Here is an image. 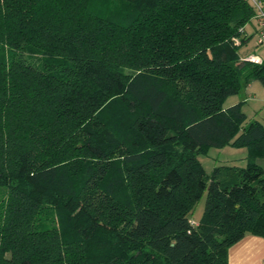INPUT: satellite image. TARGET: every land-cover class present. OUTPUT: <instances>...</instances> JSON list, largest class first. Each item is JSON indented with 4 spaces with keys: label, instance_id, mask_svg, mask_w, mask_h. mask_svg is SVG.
Wrapping results in <instances>:
<instances>
[{
    "label": "trees",
    "instance_id": "trees-1",
    "mask_svg": "<svg viewBox=\"0 0 264 264\" xmlns=\"http://www.w3.org/2000/svg\"><path fill=\"white\" fill-rule=\"evenodd\" d=\"M251 0H0V264H227L264 238ZM245 148L207 173L197 155ZM205 194L201 215L192 221Z\"/></svg>",
    "mask_w": 264,
    "mask_h": 264
},
{
    "label": "crops",
    "instance_id": "crops-1",
    "mask_svg": "<svg viewBox=\"0 0 264 264\" xmlns=\"http://www.w3.org/2000/svg\"><path fill=\"white\" fill-rule=\"evenodd\" d=\"M248 54L258 56V54L255 53H247L246 55ZM241 56H245V54ZM241 100L243 101L242 111L246 114L247 118L258 120L264 125V87L262 85L259 87L257 81H252L243 91L242 98L239 99L237 97L236 102ZM248 102H250L248 106L250 112H247L245 108ZM240 150L241 154L243 151L246 152L245 148ZM244 157L245 156H241L240 160H243L245 163ZM231 160H235V158H231ZM257 163L264 170V156L257 158ZM227 264H264V238L252 234L243 236L239 241L228 248Z\"/></svg>",
    "mask_w": 264,
    "mask_h": 264
},
{
    "label": "rangeland",
    "instance_id": "rangeland-1",
    "mask_svg": "<svg viewBox=\"0 0 264 264\" xmlns=\"http://www.w3.org/2000/svg\"><path fill=\"white\" fill-rule=\"evenodd\" d=\"M261 5L264 8V0H259ZM245 29V33L247 35H251L250 38L240 46L239 48V54L246 55L247 53H255L258 54L262 59L264 58V44H257L256 38V30H257V20L256 18H253L249 23H247L243 30ZM257 85L261 87V83L257 81ZM263 86V85H262ZM264 87V86H263ZM242 93L237 94V96H229L227 99H225L223 106H229L236 102L237 97L239 99L242 98ZM249 104L250 102L246 103L247 106H245L247 112H250L249 110ZM264 107V106H263ZM233 149V150H232ZM240 149H244L241 147H230L226 146L223 148H216V147H210L207 152L199 153L197 155V158L199 162L204 167L205 171L209 173L214 166L218 165H231L236 164L243 166L244 161L240 160L241 156H245L246 152L240 153ZM234 151V152H232ZM231 158H235V160H231ZM234 162V163H233ZM2 194V189H0V198ZM205 201V194L197 201L192 213L190 214V218L192 221H196L197 218L201 215L203 206Z\"/></svg>",
    "mask_w": 264,
    "mask_h": 264
},
{
    "label": "built area",
    "instance_id": "built-area-1",
    "mask_svg": "<svg viewBox=\"0 0 264 264\" xmlns=\"http://www.w3.org/2000/svg\"><path fill=\"white\" fill-rule=\"evenodd\" d=\"M251 2L253 3L257 11L256 16H255L257 20L256 42L257 44H264V8L261 5L259 0H251ZM245 59L253 61V62H261L262 60L259 56L254 55V54L246 55Z\"/></svg>",
    "mask_w": 264,
    "mask_h": 264
}]
</instances>
